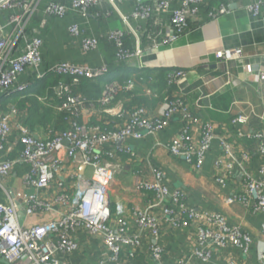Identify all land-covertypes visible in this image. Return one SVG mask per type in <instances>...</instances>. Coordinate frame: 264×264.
<instances>
[{"label":"built area","instance_id":"2783aa9c","mask_svg":"<svg viewBox=\"0 0 264 264\" xmlns=\"http://www.w3.org/2000/svg\"><path fill=\"white\" fill-rule=\"evenodd\" d=\"M121 14L128 32L136 38V46L128 47L126 32L111 30L108 41L115 47L116 59L120 62L140 60L143 49L138 34L131 26L128 16L117 7V0H107ZM133 13L136 18H149L156 8L170 13L171 33L165 42L174 41L189 29L190 21L199 17L205 0H180L172 7V0H138ZM103 0H3L0 2V96L23 93L30 80L22 81L29 73L36 79L48 74L60 77L56 85L59 103L57 109L69 112L71 117L65 129L38 136L25 124V112L15 103L5 110L0 107V258L9 264H67L64 256L80 249L78 232L98 237L103 251L97 264H135L134 259L142 243V233L151 235L155 243L150 244L148 253L157 264H162L166 252L157 241L164 222L175 228H195L200 246L193 255L208 261L211 251L208 243L225 247L229 242L248 251L252 238L241 226L232 225L221 213L198 209L188 204L186 193L180 188H171L166 172L147 162L134 172L133 187L148 198L147 207L133 206L130 211L122 203L112 207L111 188L120 169L124 168L122 156L135 162V154L128 144L129 139H140L145 134L156 135L167 128L175 117L182 119L179 133L167 147L176 157H183L190 167L200 171L214 141L220 138L224 155L214 162V179L223 187L235 170L239 169L244 187L230 194L227 203H242L255 212L264 211V162L253 169L250 150L236 151L233 142L225 134L219 135L216 122L194 115L184 94L167 93L158 113L145 106L127 109L112 100L121 90H130L137 80L144 77L132 76L125 81L109 80L105 83L99 103L102 112L121 120L119 125L108 130L98 124L79 122L88 102L86 96L75 92L83 79H100L109 76L110 67L104 63L92 66L88 63L59 61L43 67L44 37L34 26L33 20L40 16V27L47 24L48 17L64 18L71 12L82 17L92 15V10ZM247 10L258 17L263 10L264 0H250ZM211 19L229 14L227 4L208 7ZM72 37L81 38L84 52L97 51L100 39L85 35L81 24L76 21L69 26ZM243 55L241 48H226L216 52L220 61H233ZM186 73L173 71L168 75V84L176 83ZM71 79V81H68ZM263 83L264 71L259 73ZM249 116L240 113L232 118L238 130L236 137L250 140L264 158V129L245 132L242 126ZM18 131L16 143L10 142L13 131ZM17 147H16V146ZM13 155L14 158L11 157ZM27 166L22 176V187L7 185L16 166ZM33 188L32 192L27 189ZM23 208L25 217L20 220ZM264 237V222L262 224ZM264 264V243L258 252ZM175 264V263H172ZM181 264H189L181 262ZM234 264V263H228Z\"/></svg>","mask_w":264,"mask_h":264},{"label":"crops","instance_id":"0c3cea01","mask_svg":"<svg viewBox=\"0 0 264 264\" xmlns=\"http://www.w3.org/2000/svg\"><path fill=\"white\" fill-rule=\"evenodd\" d=\"M153 2L152 0H144ZM172 7H178L180 0H172ZM250 0H205V7L199 17L190 21L189 29L174 41L165 42L171 33L170 13L156 8L149 18H136L133 13L139 3L138 0H117V7L122 14L128 16L131 26L138 34L141 47L144 51L140 60L120 62L115 56V47L109 51L107 34L114 29L126 32L125 42L128 47L136 46V38L128 32V27L121 14L107 0L93 9L92 15L82 17L71 12L64 18L48 17L47 24L41 28L44 37L43 67L52 66L59 61L88 63L99 66L104 63L110 67L109 76L102 79L89 80L82 86L80 93L91 97H101L105 83L109 80L125 81L132 76H142L144 80H137L130 89L139 99L148 96L150 101L144 105L154 113H158L161 102L167 93L184 94L192 113L203 119L217 123L219 135L225 134L232 141L233 148L238 152L250 150L253 169L264 162V158L247 139L236 137L238 128L232 124V118L240 113L249 116V121L242 126L245 132L264 129V93L263 83L259 80V73L264 71V7L258 17H254L247 10ZM221 3L228 5L230 13L218 19H211L208 7ZM78 21L85 31V35L96 36L100 39L97 51L84 52L81 47V38L72 37L69 26ZM35 26V25H34ZM241 48L243 55L233 61H220L216 52L226 48ZM183 70L186 74L179 77L172 85L164 81L158 84L161 78L167 79L173 71ZM149 77V76H152ZM29 73L24 74L22 81L31 83L23 93H15L16 100H26L36 96L33 87L38 80ZM157 79H156V77ZM88 80V79H87ZM48 83V82H47ZM46 84V83H45ZM47 86V84H46ZM56 93V92H55ZM54 96L45 95L41 99H49L56 105L59 100ZM133 97H124L121 103L127 107L134 102ZM99 109L85 106L82 111V120L91 123L103 120V123L115 122V117L101 113ZM56 120L52 117V121ZM25 121V120H24ZM182 119L175 117L170 125L156 135L145 134L140 139H129L124 144L130 145L135 162L128 156H122L124 168L120 169L115 183L111 188L110 200L112 207L122 203L127 211L135 206L147 207L150 195L141 194L133 187L134 172L150 162L163 169L171 188H180L186 193V200L192 207L223 214L232 225L241 226L252 238L253 244L248 251L229 242L225 247H218L215 243H208L206 248L211 251L208 261H203L193 255L195 248L200 246L195 228H175L164 222L158 243L164 246L166 252L162 264H261L259 249L264 243L262 224L264 211L255 212L242 203H227V197L244 187V180L239 169L235 170L228 181L227 187L218 184L214 179V162L224 155L220 138L215 139L213 149L207 154L204 166L195 171L183 157L173 156L167 144L175 137L181 127ZM45 126H36L34 134L45 137L48 132ZM18 131H13L10 142L16 143ZM16 146V145H15ZM17 147V146H16ZM12 158L13 155H11ZM27 166H16L7 185L22 187V176ZM34 189H27L32 192ZM2 199V195H0ZM21 211H24L23 208ZM80 249L76 253L64 256L67 264H97L103 245L100 238L92 237L83 230L78 232ZM155 243L149 233H142V243L134 259L135 264H157L149 256L150 244ZM0 264H9L0 258Z\"/></svg>","mask_w":264,"mask_h":264},{"label":"trees","instance_id":"16d2710c","mask_svg":"<svg viewBox=\"0 0 264 264\" xmlns=\"http://www.w3.org/2000/svg\"><path fill=\"white\" fill-rule=\"evenodd\" d=\"M59 2H65V0H56ZM154 1V0H152ZM42 21V18L40 16H36L33 20V24L37 27L40 26V23ZM106 48L109 49V51L113 48V43L109 42L108 44L106 43ZM149 76V77H153ZM156 77V76H155ZM60 77H56L53 76L51 74H48L45 78L40 79L37 81V83L35 85H33V87L38 86L36 88V96H32V97H28L26 100L22 99V100H16L17 98L13 97L14 94H7L5 96H0V107L3 109H7L8 108V104L9 103H15L16 106L22 111L25 112V124H27L30 129L32 130V132L35 131L36 126L40 127L45 126V130L48 133H52L58 130H62L65 129L68 126V122L69 120L67 119L68 117H71L70 113L68 112H62L59 111L56 107V104L53 103L51 100L45 98V99H41L40 97H44L45 95H52L54 96L55 93V98L58 99L57 97V91H56V85L59 82ZM102 79V78H100ZM157 79V77H156ZM90 79H83V81H81V84L79 86V88L75 89V92H78V90H80L81 87V91H82V86H86L87 82H89ZM97 80V79H96ZM68 81H71V79H68ZM164 81H166V83L168 82V77L167 79L164 80V78H161V80H158V84H162L164 83ZM48 82V83H47ZM47 86H46V84ZM88 86V84H87ZM84 91V90H83ZM82 91V92H83ZM84 94V93H83ZM86 96V94H84ZM144 97H140L139 99H137L135 96L133 97V92H131V90H121L119 92V94L112 100V104H116L117 102L121 101L124 99V97H133L134 98V102L125 108L127 109H132L133 107H139V106H145V104H147L150 99L148 96L143 95ZM86 98L88 99V102L86 103V106H91L97 110H102V105L98 102L99 101V97H95V96H91L88 97L86 96ZM59 100V99H58ZM146 107V106H145ZM148 108V107H147ZM55 113H56V120L52 121V117H55ZM103 113V112H101ZM104 114V113H103ZM82 116V114H81ZM81 116L77 117V120H79V122H83ZM121 122L120 119H118V121L113 122V124L111 122L108 123H103V120H96L92 121V124H98L100 126H102L105 129H112L114 127H116L117 125H119V123Z\"/></svg>","mask_w":264,"mask_h":264},{"label":"water","instance_id":"95a60500","mask_svg":"<svg viewBox=\"0 0 264 264\" xmlns=\"http://www.w3.org/2000/svg\"><path fill=\"white\" fill-rule=\"evenodd\" d=\"M3 1V0H0V2ZM20 220L23 221L24 217H25V214L23 211L20 212Z\"/></svg>","mask_w":264,"mask_h":264},{"label":"rangeland","instance_id":"374dc122","mask_svg":"<svg viewBox=\"0 0 264 264\" xmlns=\"http://www.w3.org/2000/svg\"><path fill=\"white\" fill-rule=\"evenodd\" d=\"M117 177V176H116ZM3 190L0 188V195H3Z\"/></svg>","mask_w":264,"mask_h":264}]
</instances>
